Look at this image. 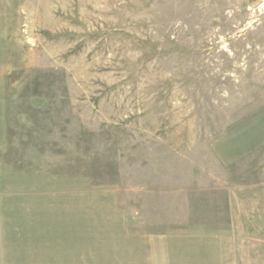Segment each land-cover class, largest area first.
I'll use <instances>...</instances> for the list:
<instances>
[{
  "label": "rangeland",
  "instance_id": "374dc122",
  "mask_svg": "<svg viewBox=\"0 0 264 264\" xmlns=\"http://www.w3.org/2000/svg\"><path fill=\"white\" fill-rule=\"evenodd\" d=\"M2 105L0 264H264V0H0Z\"/></svg>",
  "mask_w": 264,
  "mask_h": 264
},
{
  "label": "crops",
  "instance_id": "0c3cea01",
  "mask_svg": "<svg viewBox=\"0 0 264 264\" xmlns=\"http://www.w3.org/2000/svg\"><path fill=\"white\" fill-rule=\"evenodd\" d=\"M6 143H7V135H6V123L4 119V108L3 105L0 106V215L3 216L7 211L8 208L6 206L8 205L7 203V191L10 190L12 187H14V181L15 179L20 178V180L24 183L23 189L25 191L24 193V198L25 201L23 203V206L25 207H32V214H35L39 212V210H36L38 207H40V200L42 195L45 194V182L47 181V174L44 170H34L33 172L30 171H18L15 170L13 165L8 164L6 161L3 159V152L5 151L6 148ZM50 179H53L54 177L48 176ZM54 180V179H53ZM38 184V187L35 186V183ZM42 182V185L40 184ZM34 183V184H33ZM42 187V190H40ZM32 191L30 192V190ZM31 197H30V195ZM27 202V205H26ZM12 204V202H11ZM11 204L9 205V210L12 214L13 209L11 208ZM27 214L29 215L30 212ZM28 219V218H27ZM256 241V240H255ZM253 243L254 241H250ZM251 243H240L239 249L242 251H247L248 254H253L248 255L249 257H252L251 260L258 262L260 259V256L264 254L262 250V246L260 248V244L254 242V245ZM263 244V243H262ZM259 247V248H258ZM1 253V251H0ZM255 254H257L255 256Z\"/></svg>",
  "mask_w": 264,
  "mask_h": 264
},
{
  "label": "trees",
  "instance_id": "16d2710c",
  "mask_svg": "<svg viewBox=\"0 0 264 264\" xmlns=\"http://www.w3.org/2000/svg\"><path fill=\"white\" fill-rule=\"evenodd\" d=\"M9 137V135L7 134V138Z\"/></svg>",
  "mask_w": 264,
  "mask_h": 264
}]
</instances>
